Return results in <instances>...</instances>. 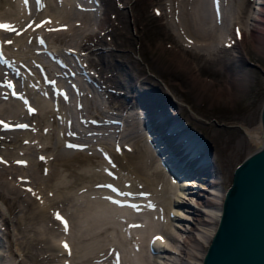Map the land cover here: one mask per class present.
Instances as JSON below:
<instances>
[{"label": "bare ground", "instance_id": "obj_1", "mask_svg": "<svg viewBox=\"0 0 264 264\" xmlns=\"http://www.w3.org/2000/svg\"><path fill=\"white\" fill-rule=\"evenodd\" d=\"M30 1L31 0H0V14L2 17L5 18L10 15L5 18V21L3 20L5 25H9L10 27L0 28V32L2 29L3 31L10 32L14 38L16 37V39H21L23 37L21 34L24 32L37 35V37L40 36L42 41H39H41L44 50H46L48 54L51 55V57L57 59L58 62H55L56 65L49 62L42 63L39 59V56H37L38 53L36 54V58H34V56H31L29 59L22 57L18 54L19 52L17 53L14 49H8V43H10V41L1 40L2 38L0 39V56L3 58V61H10V64H4L5 68H1V70L6 69V72L9 75L6 81H8L10 78L14 79L15 77V81L17 83L16 88L20 95L24 98L23 100L18 96H6L8 91L3 90L0 87V102L4 101V98L8 99L7 101H10L7 104L1 102L4 104H0V111L4 112L5 114H0V116L12 123L11 129H7L2 124L0 125V202L6 209L3 211L0 207V227L2 228V232L0 233L3 237V241L5 242L4 245L8 246L6 252V249L2 252L0 251V254H3L2 256L5 258L2 260V262H0V264H12L13 262L17 261H19V264H33L31 258L32 256L36 257L37 259L48 257L51 261L55 258H58L57 256H59L62 262L53 263L52 261L53 264H181L184 262L186 264H191L192 261H195L193 258L197 257L195 254L197 252L196 249L198 245L202 244L208 246L210 243L211 237L216 230L220 218L225 193L227 190V188H224L222 185L224 182L223 178L221 176H217L218 178L214 177V175H217L215 172L216 163L214 161L215 158L213 159L211 151H209V145L206 141L207 138L205 139V137H203V141L199 142L198 147L197 144L191 142V139L188 140L189 135L186 134L189 132L188 125L183 128L180 127L175 129L171 132H166L165 129L170 124L174 125V128L179 125L172 121L174 117V119H178V117L170 113L174 116L173 118L157 121V112L162 111L160 109L167 110L170 104H174L171 102V100L167 99L165 101L169 102L168 105L163 102L156 101L155 108L146 109L140 107L136 96H138L144 88H142V90L139 89V94H137V92L128 94L130 99L127 98V101L130 102V100H134L133 102H135V106L133 107L128 108V105L126 106L125 102L121 103L116 99L112 100L113 102L109 101L110 107L108 108V111L110 109L112 113L114 112L115 115H117L115 118L116 121L112 120V122L121 123L122 120L124 121V119L131 117L134 113L132 109H137V113L141 112V115H139L140 118L142 117L141 123H138L135 120V123L139 127V131L137 130L138 135L124 139L123 133H121L119 136V138L122 140L120 143V151L116 150L117 148L114 149L108 145L103 147L99 146L97 145L98 142H84L85 139L78 140L75 138V136L73 137L72 129L74 128L73 122L75 119L78 120L80 124L82 123L85 125V127L90 126V129L91 127L99 126L100 122H98L97 119L95 120V118H98V116L102 114L96 112L98 109L95 111L94 107V104L96 103L94 99L97 97L98 92L97 95L95 94L96 97L94 98L93 93H89V91L86 90L87 88L85 89L84 86H82L81 82H78L77 85H75L76 89H79L80 91V96L76 94L77 97H74L75 100L73 101L68 98V89L65 90L63 85L59 83L62 81H59V77L66 75L68 71L72 73L74 67L68 64L69 62H65L67 64H64L62 60H60L63 58H61L60 55L61 53H64L63 55H67L68 52H74L75 54L82 52L86 54L87 64H84L83 62V66H80V68L89 65L95 67L97 74L91 72V75L93 79L99 83V86L102 85L104 88L106 83H103V80L100 79L101 75L98 73H104L105 71L112 70V67L109 64L110 59L108 57L106 58L105 56L107 54L112 55V53H114V49L109 46V42L111 41L103 36L104 32L102 31H120L116 29L121 26L119 23L120 20H117L119 16H124L123 14H125V12L123 11V13L121 10H116L115 5L112 4L113 0H103L105 6L101 10L99 17V25L103 30L101 32H97L95 31L92 21V13L90 14V0H40L39 10H35L33 7H30ZM115 1H117L120 6L130 4V0ZM248 1L250 0H240L238 6L241 8L245 7L248 4ZM256 1L259 4L257 6L254 5L253 8H251L252 12L248 11V23L245 24V27L249 25L248 27H250V30L253 34L255 47L258 50L264 51V0ZM186 2L184 0H162L160 2L161 6L159 9H161V14L167 15L171 20V23L174 25V29L172 27L171 28L174 32L175 29L177 30L175 33L178 40H181L180 37H185V40H182V42L189 44L190 47H210L215 44V42H219V39L221 40L222 37L224 38H222L223 42H221L222 40L220 41V45H222V43L231 45L235 39H238V36L242 37L244 32H246L243 28L242 32H237V36H233L229 31H226V29L224 32H221L217 29L218 31L216 32L213 31L209 35H203L202 30H200L202 32L201 33L197 30H194V28H191V20L189 22L190 17L187 16L190 14V11L188 12L189 14H187V8L185 7L186 4L184 5ZM16 3L20 4V6H23L24 9H21L22 13H9V10L12 12V9L9 7L14 4L16 5ZM110 7L114 8L113 10H116L117 13H114L112 9L111 11ZM75 9H79V11L77 10L79 13L77 14L76 12L77 15L73 13ZM191 11H193V9ZM253 11H255V13ZM22 15L25 22H21ZM237 15L238 16H236L234 20L238 22L237 24H242L238 26L241 28L245 23L243 20L244 18H241V15L239 16V14ZM196 21H194L195 25L198 22ZM205 23L206 22H204L203 25L204 27H206ZM203 26H201V28ZM167 28L169 29V26ZM206 30L207 29L203 31ZM65 33L66 37L68 36L67 34H71L77 39L75 38V41H70V39H73V36L72 38L69 37L70 39H68L70 43H67V41H64L61 36ZM224 33L227 37L223 35ZM226 38L228 40H226ZM4 39H6V37ZM61 39L67 44H61ZM10 40L12 41V39ZM225 40L227 42H224ZM113 41L115 42V39ZM92 43L95 45L96 43L104 45V49H102L105 51L103 53V60H105L104 65L98 64L93 59L94 56L92 57V53L94 54V52L98 50H96V48L99 46L91 45ZM117 43L118 42H116V44ZM16 45L17 44L15 43L14 46ZM216 45L218 44L216 43ZM26 47L28 48V46ZM38 48H42V46H38L37 50ZM212 48L214 49L216 46H212ZM212 48L210 50H213ZM124 53L125 51H123L122 55H124ZM32 54H34L33 51ZM185 57L186 56L183 54H179V52L178 54H175V58L179 61V63H181V66L183 65L185 67L187 73H189L192 79V84L197 86L200 90L205 89L208 92H217L219 95L221 93V89L228 88L229 93H227V96H231L233 95L231 93H234L236 89L239 91L240 88H247V78L252 76V73L249 69L237 67L232 70V72L230 71L232 76L226 81L227 87L222 88L218 85H215L214 80L204 77L199 73L195 64L197 56H195V62H188L186 61ZM36 64H41L44 71L42 72L40 69L35 68ZM198 64L201 65L200 62ZM17 66H22L26 69V71L18 70ZM0 67H2L1 61ZM77 67H79V65H77ZM228 67L230 68V66ZM78 73L79 72H77V74ZM17 79L23 83V86L20 85V82H18ZM107 79L104 81L107 82ZM93 84H95V82ZM145 88L148 89V92L144 91L142 93H144L146 96L147 94L145 92H147L148 95L158 94L157 89L154 86L151 87V89L148 87ZM165 88L168 91L167 93H169V87L166 86ZM91 90L93 91V89ZM145 95L143 96L144 98ZM143 100L145 103L147 102V99ZM27 104H31V108H26ZM22 105H24L25 108H23ZM148 106L151 107L150 103H148ZM97 107H99V104ZM175 107L177 108L176 104L173 108L175 109ZM130 111H132V113ZM134 117L135 116L133 115V118ZM22 122H25L24 127H21ZM127 124L131 125V123ZM147 126L151 128V131L147 129ZM135 127L136 126H134V128ZM120 129H124L122 124L117 125L116 131H121ZM260 129H263V127L260 126V128L257 127L254 129L246 128L245 134L249 138L254 139L257 143H261L263 141V136H259L257 133L260 132ZM195 130L199 132L197 129ZM158 135L160 139L157 138ZM176 138H179V140L174 141ZM157 139H159L158 142ZM107 140L108 139H106V141ZM156 142L157 144H155ZM202 142L205 143L201 144ZM104 143L105 142L102 144L104 145ZM101 150L104 151V154H101ZM197 150L200 152H197ZM192 151L195 153V155L196 152L198 154L196 156H190V159L188 158V160L180 168V174L175 175L172 173L168 164L164 161L167 155H171L170 158L172 160H174V158H176L175 156L178 155L176 163L180 165L182 158L187 159V155H189ZM1 158L3 159L2 161ZM15 158H19L17 163L14 161ZM113 162H117V166L116 164L113 165ZM197 163L198 165H196ZM188 171L192 176L190 174L187 175L189 173ZM160 175H162L166 181L169 182L170 186H166L164 184L166 182H163L162 179H159ZM178 175L182 177H177ZM202 178L213 183L215 187L218 186L217 190H215L216 188L213 187L209 191L213 194V197H209L204 192L201 193L204 195V198H197L195 193L190 194V192H194L193 186L199 185L197 184L199 182L198 180L201 181ZM79 180L88 181L81 183L78 182ZM89 180L91 181L90 184L88 183ZM78 183L81 184L77 185ZM71 185L72 187H69ZM73 185H75L74 189H76V191H79L80 187L87 189L89 187L94 191V193L96 192V197H90V194L92 193L91 192L88 193L90 197L89 200L85 199L88 201L86 203L89 207L88 214H91V218L103 217L106 219V223L115 222L116 219H122L123 217L132 219V216H136L138 218H136L135 221H131V223H127L126 227L123 226V231L119 233L120 235L116 233L115 236L113 229L115 228L114 226H107L105 231H99L97 234L93 235L90 224L94 222V219L89 220L88 223H82L81 219H79L78 224L80 227H75L76 222L73 224L74 221H71L70 213L67 214L64 212L65 210L62 209L64 207L59 204L63 199L71 196L69 189H65L68 187L71 189L73 188ZM63 187H66L64 189L65 192L61 191L60 193L59 190ZM204 188L206 191L209 190L208 187ZM90 189L88 191H91ZM86 190L84 189L83 191ZM55 191L56 194L59 192L58 196L55 195ZM115 192H117V195ZM135 193L139 194V196L134 197ZM84 194L85 196L88 195H86V192ZM78 195H81L80 192ZM118 199L134 200L136 202L135 204L116 203L114 200ZM190 199L193 201H189ZM185 201L192 203V205L194 202H197L202 206V208H197V206L194 204V207H196L193 211L194 216H192L190 213H187V210L184 208L176 206L183 204ZM81 202L82 201H80V203ZM155 204H158L159 206L161 205V207L156 209V207L154 208ZM67 205L65 204V206ZM73 205H76V203ZM6 212L13 213V218L10 219V217L5 214ZM51 212L55 213L54 216H56V219L57 214L64 215L67 224H69L68 231L64 229L65 224H62L59 234L47 228L49 225H46V223L48 218H50V214H52ZM71 213L73 212L71 211ZM75 214L76 212H74L73 215ZM205 214L207 215L206 217L203 216ZM141 216H153L154 219L156 218V221L149 223L147 227H145L142 224ZM163 217L166 218L165 222H163ZM176 218L194 220L193 226H188V228L191 230L190 234H182L176 231L174 225L183 229V225H181L179 222H174ZM11 221H13L16 225V231L14 232H11L12 230H10ZM96 225L97 223L94 222L93 228ZM133 226L135 227L133 228ZM75 228H77L76 231H74ZM95 229L96 228L93 230ZM194 230H198L200 232L193 234ZM22 232L23 234H21ZM72 232L74 234L76 232V236L74 238H72L73 236L70 235ZM11 233L15 234L17 243L12 239ZM65 233L68 235H65ZM20 238L26 239L28 243L25 245V247L21 246L22 249L20 248V250H16L17 254H20L18 256L17 254L15 255L13 244L21 245L22 242ZM168 239L172 240L173 242L179 241L180 249L179 247L176 248L175 245ZM127 244H130L129 250L125 248ZM205 251L206 249L204 247L201 252H198L199 254L197 253L199 260L197 259L195 261L196 263L194 262L195 264L202 263ZM66 254H71L73 259L72 257L66 256ZM110 255L113 256L112 259H109V257H111ZM97 259H100L101 262L97 263ZM108 259L111 261L110 263L106 262ZM95 260L97 262H94ZM7 261L9 263H7ZM36 264H39V262L37 261Z\"/></svg>", "mask_w": 264, "mask_h": 264}, {"label": "rangeland", "instance_id": "obj_2", "mask_svg": "<svg viewBox=\"0 0 264 264\" xmlns=\"http://www.w3.org/2000/svg\"><path fill=\"white\" fill-rule=\"evenodd\" d=\"M94 1H95V3H94ZM161 1L162 0H130L129 5L120 6L117 1L113 0L112 4L115 5V7H116L115 9L121 10L122 12L124 11L125 14H123V15L125 17L119 16V18L117 20V21L120 20L119 23L121 26H119L116 29L120 30V31L114 32V31L110 30L111 31V33H110V31H104L103 29H101V27L99 25L100 13H101V10L103 9V7L105 6V3L103 2V0L102 1L101 0H90V2H91L90 14L92 13L91 17L93 18L92 21L94 24L95 31L101 32L103 30L102 31V32H104L103 36H105L106 39L111 41V42H109V46L114 49V53H112V55L107 54L108 56L107 55L105 56L106 58L108 57L110 59L111 62L109 61V64L111 65L112 70L111 71L110 70L105 71L104 73H98L101 75L100 79L103 80V83L104 84L106 83L108 85L107 86L105 84V87L103 88L102 85L99 86V83L96 82L91 75V72L97 74V72H96L97 70H95V67H93L92 65H89L90 67L84 66V67L80 68V66H83L82 65L83 62H84V64H87L86 54H84L82 52H78L76 54L74 52H68L67 55L66 54L63 55L64 53H61L60 57L61 58L63 57V58L60 60H62V62L64 64H67L69 62L68 64H70L74 67V69L72 70V73L68 71L66 73V75L62 76L64 78H62L61 76L59 77V81L62 80L59 83H61L63 85L65 90L68 89V91H67L68 95H69L68 98L71 101H73V100H75L74 97H77V95L80 96V93H79L80 91H79V89H76L75 85H77L78 82H81L82 86H84L85 89L87 88L86 90H88L89 93H93L94 98L96 97L97 92H98L97 97L94 99V101L96 102L94 104V107H95V111L98 109L96 112H98L99 114H102V115L98 116V118H95V120L97 119V121L100 122L99 126L91 127L90 129H89L90 126L85 127V125H83L82 123L80 124L79 121L75 119L73 122L74 128L72 129L73 130L72 131L73 137L75 136V138L78 140H84L85 139L84 142L85 141L86 142L87 141L88 142H98L97 145H99V146L103 147L105 145H108V146L116 149V146H115L116 143L119 144V146H121L120 143L122 142V140L119 138L121 133H123L124 139H127V137L129 138V137H133V136L138 135L137 133L139 131L138 130L139 127L135 123V120L138 123H141L142 117L141 118L139 117V115H141V112L137 113V109H132L134 112L133 115L135 116L134 118L132 115L131 117L124 119V121L122 120L121 123L120 122L119 123L112 122V119H115L117 117V115H115L114 112L112 113V111L110 109H109L110 112L108 111V108L110 107L109 101L113 102L112 100L116 99V100H119L121 103L125 102L126 106L128 105L127 107L130 108V107L135 106V102H133L134 100L133 101L130 100V102L127 101L128 100L127 99L128 94H132L133 92L134 93L137 92V94H139L138 93L139 89L142 90V88H145V87H148L149 89H151V87H153V86L157 90L160 89L161 91H165L166 90L165 87L167 86L170 89V90L169 89L168 90L171 94V97L174 98V100L176 99V105H177V108L175 107V109H174L173 108L174 105L170 104V106L168 108L169 110L168 109L166 110L167 114H170V112H171L172 114H176L175 116L179 115L182 119L185 120V122L187 124H189L190 127L197 129L200 133H202V136L205 137V139L207 138L206 141H207V144L209 145V151H211L213 159L215 158L214 161L216 163L215 172L217 175H214V177L221 176L224 180L222 185L224 186V188H227L232 181L235 166L244 157H246L250 152H252L256 148H258V146L260 144V142L257 143L254 139L249 138L245 134V129L246 128L254 129L257 127L260 128V126L263 127L262 122H261V108H262V103L264 100V74L262 72V71H264V51L258 50L255 47L252 31L250 30V27H248L249 25H247L245 27V24L248 23L249 12H252L251 8H253L254 5L257 6L259 3H257L256 0H250V1H248V4L245 7H242L243 8L242 9L241 7L238 6L240 3V0H217V2L215 0H212V1L211 0H184L185 2L187 1L186 3H184V5L186 4L185 5V7L187 8L186 13L187 14L190 13L189 14L190 16L187 14L186 15L188 17H190L189 22L191 20V22H190L191 28H194V30H197L199 32H201L200 30H202L203 35H209L213 31L216 32L218 30H220L221 32H224L226 29V31H229L231 35L237 36L238 29L242 32V30L244 28V31H246V32H244L242 37L238 36V39H235L232 42V44H234V45H232V44L229 45L226 43H224V44L222 43L223 46L220 45L221 44L220 41L222 40L221 42H223L222 38H224V37H222L221 40L219 39V42L217 41V42H215V44L212 45L213 47L216 46V48H214L215 49L214 50L212 48V46L205 47V48L200 47L201 49L198 47H193V46L190 47L189 44L182 42V40H185L184 39L185 37H180L181 38V40H180L181 42H180L176 36V33H175V32H177V30L175 29V32L172 30V28L174 29V25L171 23V20L169 19V17L167 15L161 14V9H159V7L161 6V3H160ZM214 1L216 2V4H214ZM30 3H31L30 7H33L35 10H39L40 4L37 5L35 0H31ZM81 4H82V2H81ZM99 5H100V7H99ZM18 6H19V8H18ZM37 6H39V7H37ZM9 8L12 9V12H11V10H9V13H11V14H13V13L15 14L17 12L19 14H21L22 10L24 9L23 6H20V4H17V3H16V5L14 4V5L10 6ZM111 9L113 10L114 8L110 7V10ZM192 9H193L194 13H193V11H191ZM0 10H1V7H0ZM77 10L79 11V9H77ZM77 10L75 9V11H73V13L75 15H77L79 13V12H77ZM116 10L115 11L113 10V12L117 13ZM198 10L200 11V13ZM76 12H77V14H76ZM253 12L255 13V11H253ZM196 13L199 14L200 17ZM242 13H244L245 15ZM237 14H239V16L241 15L240 16L241 18H244L243 20L245 23H244V26H242L241 28L238 26L242 25V24L241 23L237 24L238 22L234 20L235 17L238 16ZM94 15H95V17H94ZM242 15L245 17H243ZM8 16H10V15H8ZM202 16H203V18H202ZM7 17H5V18H7ZM5 18H4V20H5ZM245 18L247 19V21ZM21 20H22L21 22H25V20L23 19V15H22ZM200 20H201V23H200ZM194 21H196L198 24L196 23V25H195ZM250 21H253V20H250ZM204 22H206L205 23L206 27L203 26ZM122 23L125 25H123ZM208 25H210L211 27ZM124 26H126V27H124ZM168 26H169V29L167 28ZM201 26H203V27L201 28ZM96 28H98V29H96ZM124 28H126V29H124ZM164 28H165V30H164ZM197 28H199V29H197ZM204 28L207 29L206 30L207 32L203 31V30H205ZM236 28H237V30H236ZM170 30H172V31H170ZM225 33L223 35L226 36ZM105 34L108 36V38ZM110 34H113V35H110ZM21 35L23 36L22 37L23 39L22 38L16 39V37L14 38L10 32L3 31V29H2V31L0 32V39L2 38L1 40L10 41V43H8V45H9L8 49L9 50L11 48L14 49L17 53L19 52L18 54L21 55L22 57H26L29 59V58H31V56L32 57L34 56V58H36V54L38 53L37 56H39V59L41 60L42 63L49 62L51 64L56 65L55 62H58L57 59L51 57V55L48 54V52L46 50H44V47L41 44L42 39L40 36L37 37V35L29 34L27 32L26 33L24 32ZM65 35H66V33L62 34L61 36H62V39L64 41H67V43L68 42L70 43L71 40L75 41L77 39L76 37H74V35L67 34L68 35L67 37ZM10 36H11V38H10ZM72 36H73V39H70V38H72ZM113 36H114V38H113ZM5 37H6V39H4ZM63 37L66 39H64ZM9 38L12 39V41ZM26 38L28 40L29 39H31V40L28 41ZM68 38L70 39V41ZM114 39H115V42L113 41ZM21 40H22V44H21ZM39 40H41V41H39ZM63 40L61 41V44H67ZM226 40H228V39L226 38ZM226 40L224 42H227ZM14 41L17 44L16 46H14L15 45ZM34 41L38 42L39 44L35 43ZM121 41L124 43H122ZM116 42H118V43L116 44ZM216 43L219 45V47H218V45H216ZM24 44L26 46H28V48L30 47L31 49H34V48L35 49L34 50H31L30 48L28 49ZM36 44H38V45H36ZM241 44H242V46H241ZM91 45H95V44L92 43ZM100 45H101V47H100ZM38 46H40V47L42 46V48H38V50H37ZM95 46H99V47L96 48V50L97 49L98 50L96 52H94V54L92 53V57L94 56L93 59L98 64L104 65L105 60H103V53L105 51L102 50V49H104L103 48L104 45L100 44V43L99 44L96 43ZM211 48L213 50H210ZM219 48H220V50H219ZM242 48H243V50H242ZM19 50H21V51H19ZM26 50L28 53L26 52ZM32 51L34 54H32ZM123 51H125L124 55H122ZM199 51L201 52V54ZM43 52L44 53L46 52L47 54L45 53V55H44ZM61 52H63V51H61ZM178 52H179V54H183L184 56H186L185 59L188 62L194 61L196 59L195 56H197L196 62L195 61L194 62L196 64V67H197V70L199 71V73L204 77H207L209 79L214 80L215 85H218L222 88L227 87L226 81L231 78L232 70H234L237 67H243V68L249 69L252 73V76H250L251 78L250 77L247 78L248 79L247 80V83H248L247 88L246 87L245 88L243 87L244 89L240 88L239 91L236 89L234 93H231V94H233L231 96H227V93H229L228 88L221 89V93L219 95L217 92L216 93H214L213 91L208 92L205 89L200 90L197 86H194V84H192V79H191L189 73H187V71L183 65H182L183 66V68H182L181 63H179V61L175 58V54H178ZM208 52H210V53H208ZM39 53L41 56L39 55ZM219 54H220V56H219ZM244 54H246V55H244ZM48 55H49V57H48ZM71 58H72V60H71ZM81 59H83V60H81ZM198 61L201 63V65L198 64L199 63ZM8 62L10 64V61H8ZM65 62H67V63H65ZM224 62H226V63H224ZM251 62L256 63V64L253 65V64H251ZM75 63L77 65H79V67H77V65ZM17 65H19V64H17ZM227 65L230 66V68ZM36 66H35V68L40 69V67H38L37 64H36ZM1 68H5L4 63L2 64V67H0V72H1V74H0V87L4 90V83H5L6 79L9 77V75L6 72V69L1 70ZM17 68H18V70L26 71V69L23 68L22 66H17ZM81 69H83V70H81ZM40 70H42V69H40ZM77 72H79L81 74H79V73L77 74ZM109 72H111V73H109ZM112 72H113V74H112ZM110 76H111V78H110ZM106 79H107V82H105ZM17 81L20 82L21 86H23L22 85L23 83L21 81H19V79H17ZM94 82H95V84H93ZM97 87H99V88H97ZM91 89H93V91ZM108 97H110V98H108ZM3 100L4 101H1V102H4L5 104L10 102V101H7L8 99H6V98H4ZM168 100H171V99H168ZM102 101H104V102H102ZM1 102H0V104H4ZM168 103L169 102H165V104H167V105H168ZM98 104H99V107H97ZM22 107L25 108L24 105H22ZM99 108H100V110H99ZM101 108H102V110H101ZM103 109H104V112H103ZM106 111H108V112H106ZM130 112L132 113V111H130ZM0 114L3 115L5 113L0 111ZM110 119H111V121H110ZM127 123H131V125L127 124ZM113 124H115V125H113ZM118 124H122L124 126V129H120L121 131H116ZM134 126H136V127L134 128ZM96 127H97V129H96ZM120 127H121V125H120ZM98 128H99V130H98ZM87 129H88V131H87ZM129 131H130V133H129ZM257 133L259 136L260 135L263 136V129H260V132H257ZM106 139H108L109 141L108 140L106 141ZM101 141L105 142L104 145L102 144L103 142H101ZM113 141H114V143H113ZM100 143H101V145H100ZM110 143H111V145H110ZM210 145H212V146H210ZM216 148H217V150H216ZM118 149L120 151V148H117L116 150H118ZM101 154H104V151L101 150ZM2 160L3 159L1 158V161ZM14 161H15V163H17V161H19V158H15ZM112 164L113 165L116 164V166H117V162H115V163L113 162ZM158 176H159V174H158ZM159 179H162L163 182L165 181L167 183V184L164 183L166 186H168V185L170 186L169 182H167L166 179L162 175H160ZM85 181H88V180H83V181L79 180L78 182L83 183ZM198 181L199 182L197 184H199V185L193 186L194 192H190V194L195 193V196L197 198H200V197L204 198V195L201 194L202 192H204L209 197H213V194L209 192L213 187H215L213 185V183H211L210 181L203 179V178L201 179V181L200 180H198ZM90 182L91 181L89 180L88 183L90 184ZM81 183H78L77 185H80ZM74 186L75 185H73V188H71V189L69 187H72V185L69 186L68 188L63 187L59 190V192L61 193V191L65 192V190L69 189V191L71 192V196L73 195L72 197L70 196V197H67L66 199H63L59 204L64 207V208H62L65 210L64 212H66L67 214L70 213L71 221H74L73 224H75V222L77 224V225L75 224V227H77V226H78L77 228L80 227V225L78 224L79 219H81L82 223L83 222L88 223L89 220L94 219V222L97 223V225H96L97 227L96 226L94 227L96 229L93 230L94 229L93 228L94 222H92V224H90V226L92 228L93 235L97 234L99 231H105L107 229V226L108 227L114 226L115 228H113V229H114V236H115L116 233L119 234L123 231V226L126 227L127 223H131V221H135V219L138 218L136 216H132L133 218L135 217L134 219L133 218L127 219L126 217H123L122 219L121 218L116 219L115 222H111V223H106V219L103 217L102 218H91V216H90L91 214H88L89 207L87 206L86 202H88L87 200H89L90 197H92V196L96 197V195H97L96 192L94 193V191L92 189H90L89 187H88V189L80 187L79 189L80 190L82 189V190L76 191V189H74ZM202 187L203 188L208 187L209 190L206 191L205 188L203 189ZM217 187L218 186H216L215 187L216 189L215 188L214 189L217 190ZM84 189L85 190L87 189V190L83 191ZM89 189L91 191H88ZM59 192H57V194H56V191H55V195L58 196ZM77 192H78V194L80 192V194L82 196L81 195L79 196L77 194ZM85 192H86V195L88 193H91V192L92 193L90 194V197H89V194L87 196H85V194H84ZM136 194L137 193H135L134 197L139 196V194H137V195ZM78 197H79V199H78ZM74 198L76 201L74 200ZM85 199H87V200H85ZM70 200H72V201H70ZM80 201H82L81 202L82 204L80 203ZM189 201H193V200L190 199ZM75 203H76V205H73ZM0 204H1V202H0ZM65 204L66 205L68 204V205L65 206ZM194 204L197 206V208H202V206L199 203L194 202ZM194 204L192 205V203L185 201V202H183V204L176 205V206H180L181 208H184L185 210H187V213H190L192 216H194L193 211H194V208L196 207V206L194 207ZM2 206H3V204L0 205L1 209L3 211H5L6 210L5 207L4 206L2 207ZM78 207H79V209H78ZM155 207H156V209H158L161 207V205L159 206L158 204H155L154 208ZM85 208H87L88 210ZM83 209H84V212H83ZM71 211L73 213H71ZM74 212H76L75 215H73ZM203 213H204V211H203ZM5 214H7L8 217H10V219L13 218L12 217L13 213L6 212ZM54 214L55 213L50 214L49 217L51 218V220H50V218H48L46 225H49V226H47L48 229H51L53 232L59 234L60 229L62 228V224L55 218L56 216H54ZM201 214H202V211H201ZM75 216H76V218H75ZM143 216H141L142 217L141 219H142V224L145 227H147V225L149 223H153L156 221V218L154 219L153 216L152 217L151 216L143 217ZM203 216L206 217L207 215L205 214ZM162 219H164V221L162 220L163 222L166 221V218L163 217ZM52 220H53V222H52ZM12 222L13 221L10 222V230H12L11 232H14V231H16V225L14 222L13 223ZM174 222H179L181 225H183V229L174 225V228H176V231L180 232L182 234L183 233L190 234L191 230L188 228V226H193V224H194L193 219L176 218L174 220ZM51 224H53L54 226ZM134 227L135 226H133V228ZM77 228H75L74 231H76ZM64 229L68 231L69 224H66ZM0 232H2L1 227H0ZM198 232H200V231L194 230L193 234H197ZM21 234H23V232ZM11 235H12V239L15 240L14 242L17 243V241L15 239V234L11 233ZM65 235H68V234L65 233ZM70 235H72L73 236L72 238H74L76 236V232H75V234L72 232ZM20 240L22 242L21 245L20 244L19 245L13 244V248L15 249L14 250L15 255L17 254L16 250L18 251V250H20V248L22 249L21 246L25 247V245L28 243V241H26V239H24V238H20ZM168 240H170V239H168ZM170 242H172L176 248L179 247V244H180L179 241L173 242L172 240H170ZM4 243L5 242L3 241V237L1 236V233H0V251L1 252L4 251L5 249H6L5 252L7 251L8 246L4 245ZM6 244H7V241H6ZM204 247L207 250L208 246L202 245V244L198 245V247L196 249L197 252L195 254L197 257L193 258V259H195V261L197 259L199 260V258H198L199 253L198 252H201ZM125 248L127 250H129L130 244H127ZM148 249H152V248H148ZM179 249H180V247H179ZM2 255L3 254H0V262H2L3 259H5L4 256H2ZM17 255L19 256L20 254H17ZM24 256H25V254H24ZM66 256L72 257V259H73V256L71 254H66ZM110 256L111 257H109V259H112L113 256L112 255H110ZM57 257L58 258H55L56 260L55 259L52 260L53 263L62 262L61 258H59V256H57ZM31 258H32L33 264H36L37 261L39 262V264H42V263L48 264V262H49V264H53L52 261L50 260V258H48V257H42L41 259H37L36 257L32 256ZM109 259L106 260L107 263L111 262V261H109ZM10 260H11V258H10ZM8 261H7V263L10 262V261L9 262ZM50 261H51V263H50ZM97 261L95 260L94 262H97V263L101 262L100 259H97ZM45 262H47V263H45ZM194 262L192 261L191 264L196 263V262L195 263ZM13 263L19 264V261L13 262ZM172 264H178V263H172ZM181 264H186V263L184 262Z\"/></svg>", "mask_w": 264, "mask_h": 264}, {"label": "water", "instance_id": "obj_3", "mask_svg": "<svg viewBox=\"0 0 264 264\" xmlns=\"http://www.w3.org/2000/svg\"><path fill=\"white\" fill-rule=\"evenodd\" d=\"M251 64L256 63L251 62ZM262 72L264 74V71ZM144 91L148 92V89L144 88L142 92ZM165 91L158 89L156 95H148L145 92L147 96L141 92L136 97L138 104L142 108L152 109L155 108L156 101L165 103V100L171 99L175 105L176 100L171 97L170 92ZM143 99H147L151 107ZM160 110L162 111L157 112V121L168 120L176 115L167 114L164 109ZM177 116L178 119L173 118L172 121L179 125L174 128V125L170 124L165 131L171 132L188 125L189 132L186 133L189 135L188 140L191 139V142L199 147V142L203 141L202 134L192 127L190 128L184 119L179 115ZM261 122L263 141L258 148L250 152L235 166L232 181L225 193L216 230L211 237L201 264H264V100L261 108ZM147 128L151 131L149 126ZM178 140L179 138H176L174 141ZM203 143L205 142L201 144ZM193 155L195 153L192 151L187 155V159L182 158L180 165L176 163L178 155L175 156L174 160L170 158L171 155H167L168 162L166 158L164 161L172 173L177 175L180 174V168ZM189 174L191 175L190 172L187 175Z\"/></svg>", "mask_w": 264, "mask_h": 264}, {"label": "snow or ice", "instance_id": "obj_4", "mask_svg": "<svg viewBox=\"0 0 264 264\" xmlns=\"http://www.w3.org/2000/svg\"><path fill=\"white\" fill-rule=\"evenodd\" d=\"M4 27H10L9 25H4ZM66 27V26H65ZM21 127H24V126H21ZM57 218L58 219H63L62 217L59 216V214H57ZM65 225L67 224L66 221H64ZM158 239H162V238H158ZM67 246V245H66Z\"/></svg>", "mask_w": 264, "mask_h": 264}]
</instances>
